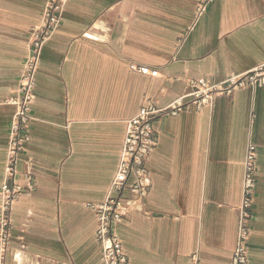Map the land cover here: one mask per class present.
Wrapping results in <instances>:
<instances>
[{
  "label": "crops",
  "instance_id": "1",
  "mask_svg": "<svg viewBox=\"0 0 264 264\" xmlns=\"http://www.w3.org/2000/svg\"><path fill=\"white\" fill-rule=\"evenodd\" d=\"M70 0L44 45L13 248L0 264H105L96 208L110 198L142 108L152 123L145 198L124 193L116 233L131 264H231L245 160L256 148L248 263L264 264V85L192 104V82L224 85L264 66V0ZM47 0H0V189L18 83ZM158 70L152 77L131 65ZM31 178V180L29 179Z\"/></svg>",
  "mask_w": 264,
  "mask_h": 264
},
{
  "label": "built area",
  "instance_id": "2",
  "mask_svg": "<svg viewBox=\"0 0 264 264\" xmlns=\"http://www.w3.org/2000/svg\"><path fill=\"white\" fill-rule=\"evenodd\" d=\"M70 0H47L40 23L34 28L29 44V55L24 64L15 97L16 112L9 144V158L5 177L0 189V262L6 259L13 248V228L16 205L23 188L17 184L20 156L25 152L30 141V122L32 104L35 99L37 73L42 51L58 30L67 3ZM213 0H201L198 13L202 14ZM131 69L144 75L158 77V70L132 64ZM258 87L264 85V66L246 74L232 77L224 85H211L206 80L192 82L189 96L192 104L202 107L211 104L215 96L231 94L243 86ZM184 97L179 98L170 108L158 109L149 105L141 109L136 117L127 124V136L122 150L121 161L113 182L110 198L105 204L96 208L99 219L98 239L103 246L102 260L105 264H131L123 242L116 233V227L122 222L128 208L124 193L131 184V190L137 198H145L151 185L150 176L144 166L146 159L157 142L153 137V121L167 114H177L184 105ZM256 148L249 146L245 160L242 203L239 208L237 244L232 255L231 264L248 263V241L250 236V209L252 207L255 176ZM31 180V178H29Z\"/></svg>",
  "mask_w": 264,
  "mask_h": 264
}]
</instances>
